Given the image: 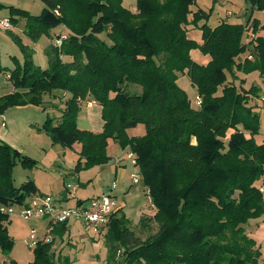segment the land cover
<instances>
[{
  "label": "trees",
  "instance_id": "obj_1",
  "mask_svg": "<svg viewBox=\"0 0 264 264\" xmlns=\"http://www.w3.org/2000/svg\"><path fill=\"white\" fill-rule=\"evenodd\" d=\"M40 1L47 6L40 15L8 7L7 19L11 27L22 21L32 43L57 29L56 44L47 48L48 67L41 69L32 50L11 36L22 62L13 59L6 76L13 89L0 95V117L8 108L39 107L45 95L57 98L60 92L67 95L60 121L47 117L42 128L54 143L80 147L76 172L107 164L109 140L132 154L157 232L139 242L125 215L112 214L105 235L108 264L121 250L118 264H261L247 227L264 215V141L256 140L264 138V97L260 105L249 104L259 89H246L239 74L264 78V23L252 19L254 11L264 12V0H246L250 9L234 14L241 22L222 20L214 27L210 11L192 9L196 0H136L133 9L122 0ZM190 26L200 30V43L188 38ZM193 49L209 61L194 62ZM180 75L196 90L194 104L177 85ZM91 101L101 107L100 133L76 125L81 104ZM138 125L144 134L129 137ZM17 163L34 161L0 141L4 252L12 247L6 210L37 191L32 181L14 186ZM33 254L31 264H56L49 242L37 244Z\"/></svg>",
  "mask_w": 264,
  "mask_h": 264
},
{
  "label": "rangeland",
  "instance_id": "obj_2",
  "mask_svg": "<svg viewBox=\"0 0 264 264\" xmlns=\"http://www.w3.org/2000/svg\"><path fill=\"white\" fill-rule=\"evenodd\" d=\"M3 6L0 8V18H9L8 7L27 11L32 16L40 15L47 6L40 0H0ZM136 0H122V6L127 9L135 8ZM210 11L208 24L212 27L220 21L230 23L240 22L234 14H241L250 9L246 0H196L192 7ZM229 12L233 15H229ZM258 19L264 23V12L254 11L252 19ZM57 29H52L49 35L41 36L35 43H32L23 33L22 21L8 30L0 28V65L3 71L0 73V95L9 94L12 91V83L6 78L9 71L15 67L13 59L22 62V54L12 35L18 37L21 42L32 50V59L36 66L47 69L46 50L53 43ZM188 38L201 42V32L196 27H188ZM191 59L201 65L209 61V56L203 54L199 49L190 52ZM245 80V88L252 85L259 89V97L249 99V104L260 105L259 98L264 97V78L257 72L248 75H240ZM239 85V82H236ZM177 85L186 92L190 100L196 96V90L191 86L187 76L180 75ZM47 94L44 96V104L39 107L23 106L8 108L0 117V135L4 132L6 143L12 149L18 150L23 156L34 161L32 166H23L17 163L12 169L13 184L19 187L21 184L32 181L36 187V194L22 204H13L12 212L9 213L7 232L12 239V247L7 252L0 250V264H8L14 260L17 264H31L34 260L33 250L39 243H51V251L56 264H108V250L105 244V235L108 227L100 234H95L85 229L80 222L70 218L63 228L55 223L51 225L53 217L46 215L40 218H29L24 220L20 213L31 207L34 199L38 202L42 197H50L56 203L65 208H74L76 201L81 199L82 207L87 205L91 199L101 196L103 183L101 182L99 168L93 167L79 172L75 171L78 161L80 147L74 145L71 148L63 147L52 141L50 133L42 128L47 117L53 122L59 119L60 112L64 109L62 93ZM81 109V108H80ZM83 110V109H82ZM81 111V110H80ZM82 115L77 116L76 125L83 130ZM4 123V126L1 124ZM264 129V116L260 122V133ZM257 142L264 141L261 136L256 137ZM106 149L107 155L118 158L122 155L121 149L113 140ZM115 146L113 147V145ZM127 156V155H126ZM131 162V161H130ZM137 171V167L134 168ZM133 171V172H134ZM137 173V172H135ZM143 185L133 188L124 197L116 198L117 206L113 214L117 217L125 215L129 221V228L139 242L146 240L157 232V226L151 220L154 211L148 202L147 195L143 191ZM62 194H66L62 197ZM101 194V195H100ZM144 219L145 225H141ZM58 227V228H57ZM35 230L34 239H30L31 230ZM45 238H49L45 240ZM31 245V246H30ZM264 247V243H263ZM122 261V250L115 259V264Z\"/></svg>",
  "mask_w": 264,
  "mask_h": 264
},
{
  "label": "crops",
  "instance_id": "obj_3",
  "mask_svg": "<svg viewBox=\"0 0 264 264\" xmlns=\"http://www.w3.org/2000/svg\"><path fill=\"white\" fill-rule=\"evenodd\" d=\"M62 96H63L62 102L64 103L65 100L67 99V95L63 94ZM91 102H92L91 104H88L85 102L83 104H81V107H80L81 111L79 110L78 117H79V114H81L83 111L82 120H81L82 124H85L82 126L83 130H87V131H90L92 133H100V132H102L103 125H104V122H103L102 116H101V114H102L101 107L97 103H95L93 101H91ZM57 122H58V120H56L55 123H57ZM2 125L4 126V123L1 124V126ZM144 132H145V128L142 125H138L135 128L129 129L128 135H129V137H140L144 134ZM3 136H4V132H2V135H0V139L5 141L6 138ZM111 142L112 141L109 140L108 145H110ZM108 145H107V148H108ZM114 146H115V144L113 145V147ZM121 153H122V155L118 158H114L112 155L111 156L109 155V157H111V159L107 164L95 167V169L99 168V174H100L101 182L103 183V189H106V191L102 192V194L109 193L111 191V194H112V196L115 197V199L118 197H124L125 195H127V193L132 191L133 188H135L139 185H142L139 182H138L139 184L133 183L132 177L138 175L137 173H135L137 171H134L135 166L132 162H130V159L127 158L126 155H128V153H125L122 150H121ZM112 185L116 186L115 190H111ZM143 191H144V189H143ZM144 193L146 194V191H144ZM62 195H61L62 197L66 196V194H62ZM147 198L149 201L148 203L151 204L148 196H147ZM77 202H80L79 204H81L84 201H82L81 199H78L76 201V205L78 204ZM55 203H56V201H55ZM56 205H57V207L65 208L59 203H56ZM51 225H53L52 221H51ZM58 227L63 228V226H61V225ZM247 232L250 235V237L255 240V242H256L259 250H260V254H261L260 263L264 264V247H263V243H264V215L257 220L250 221L249 226L247 227Z\"/></svg>",
  "mask_w": 264,
  "mask_h": 264
},
{
  "label": "built area",
  "instance_id": "obj_4",
  "mask_svg": "<svg viewBox=\"0 0 264 264\" xmlns=\"http://www.w3.org/2000/svg\"><path fill=\"white\" fill-rule=\"evenodd\" d=\"M230 15V13H229ZM0 28L8 30L11 28V23L7 18H0ZM59 44V42H58ZM92 102H88L91 104ZM196 105L200 104L199 98L195 100ZM263 115H264V100H263ZM3 126V125H2ZM127 158L134 164L132 154H128ZM133 183L139 182V175L133 176ZM115 185L111 186V190H115ZM260 193L264 196V176L259 188ZM117 206V201L112 196L111 191L104 193L101 196H97L90 200V202L82 207L81 204H77L74 208H61L57 207L55 201L50 197H42L38 202L34 199L31 207L24 209L20 215L24 220L29 218H40L46 215L53 217L52 222L56 225L66 224L70 218L76 219L81 225L95 233L100 234L102 230L109 226L111 215L114 208ZM8 213L12 212V208L6 210ZM35 230H31L30 239L33 240L35 236ZM49 238H45L48 240ZM46 242V241H44ZM31 246V245H30Z\"/></svg>",
  "mask_w": 264,
  "mask_h": 264
},
{
  "label": "water",
  "instance_id": "obj_5",
  "mask_svg": "<svg viewBox=\"0 0 264 264\" xmlns=\"http://www.w3.org/2000/svg\"><path fill=\"white\" fill-rule=\"evenodd\" d=\"M63 196V195H62Z\"/></svg>",
  "mask_w": 264,
  "mask_h": 264
}]
</instances>
